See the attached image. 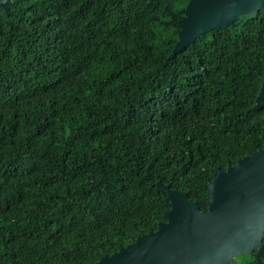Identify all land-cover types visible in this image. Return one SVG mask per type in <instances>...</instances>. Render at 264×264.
Listing matches in <instances>:
<instances>
[{"label":"trees","instance_id":"trees-1","mask_svg":"<svg viewBox=\"0 0 264 264\" xmlns=\"http://www.w3.org/2000/svg\"><path fill=\"white\" fill-rule=\"evenodd\" d=\"M188 2L0 6V264H94L264 147V12L168 59Z\"/></svg>","mask_w":264,"mask_h":264},{"label":"water","instance_id":"water-1","mask_svg":"<svg viewBox=\"0 0 264 264\" xmlns=\"http://www.w3.org/2000/svg\"><path fill=\"white\" fill-rule=\"evenodd\" d=\"M11 5L12 0H0L6 14ZM260 10L264 12V0H189L168 59L201 35ZM252 109H264V76ZM154 185L166 194L167 220L94 264H234L233 258L244 254H254L256 264H264V147L225 170L216 168L205 185L206 209L185 191Z\"/></svg>","mask_w":264,"mask_h":264},{"label":"flooded vegetation","instance_id":"flooded-vegetation-1","mask_svg":"<svg viewBox=\"0 0 264 264\" xmlns=\"http://www.w3.org/2000/svg\"><path fill=\"white\" fill-rule=\"evenodd\" d=\"M263 244H264V237H263ZM246 255L248 257H245ZM233 262L234 264H248V263L256 264L254 254H244V256L242 255L236 256L233 258Z\"/></svg>","mask_w":264,"mask_h":264},{"label":"rangeland","instance_id":"rangeland-1","mask_svg":"<svg viewBox=\"0 0 264 264\" xmlns=\"http://www.w3.org/2000/svg\"><path fill=\"white\" fill-rule=\"evenodd\" d=\"M240 256H241V255H240ZM242 256H244V255H242ZM245 257H248V256L246 255Z\"/></svg>","mask_w":264,"mask_h":264}]
</instances>
